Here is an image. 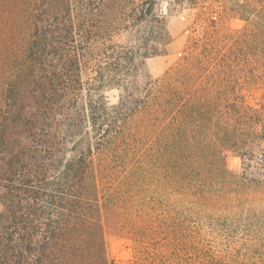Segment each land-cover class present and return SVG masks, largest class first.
I'll use <instances>...</instances> for the list:
<instances>
[{
  "label": "trees",
  "instance_id": "obj_1",
  "mask_svg": "<svg viewBox=\"0 0 264 264\" xmlns=\"http://www.w3.org/2000/svg\"><path fill=\"white\" fill-rule=\"evenodd\" d=\"M214 2L172 0L170 12L200 6L184 55L108 106L83 71L98 73L99 59L115 54L132 59L127 48L108 44L99 52V44L141 23L143 56L166 54L169 19L154 12V0H130L128 8L115 0H0V264H109L105 212L115 213L116 230L124 227L120 212L100 202L96 152L111 149L103 169H122L120 202L129 196L153 205L143 189H182L191 199L231 177L226 155L248 148L258 111L222 70L220 81L213 79L212 14L219 21L226 14ZM114 7L115 26L111 20L102 29L100 10ZM258 59L264 63V0Z\"/></svg>",
  "mask_w": 264,
  "mask_h": 264
},
{
  "label": "rangeland",
  "instance_id": "obj_2",
  "mask_svg": "<svg viewBox=\"0 0 264 264\" xmlns=\"http://www.w3.org/2000/svg\"><path fill=\"white\" fill-rule=\"evenodd\" d=\"M171 1L154 0V12L169 19L167 28L171 42L166 54L143 56L147 36L144 23L114 33L110 41L101 40L99 52L108 44L115 46V51L120 47L132 51L130 60L124 56L118 58V54L113 55V59L99 57L98 73L83 71V81L93 79L96 92L108 106L116 105L126 94L127 87L135 93L134 86L141 87L147 80L162 77L184 55L188 36L193 34V18L200 6L183 5L170 12ZM115 2L118 7L122 3L128 8L130 0ZM213 5L226 8L222 21L216 13L212 14L215 21L213 79L220 81L222 70L226 84L257 109V134L248 135V148L242 155L227 153L225 163L231 177L220 189H203V194L191 199L182 197V189H143V193L156 198L153 205L149 198L141 202H132L129 196L121 202L117 200L122 169L115 166L109 171L103 169L111 149L96 152L93 158L100 202L120 212L121 217L117 218L124 227L116 230L113 227L115 213L105 212L109 264H206L212 261L264 264V63L258 59V0H217ZM117 9L100 10L98 18L102 29H109L111 20H115L112 25L115 26ZM250 29L256 33L247 35L245 31ZM222 55L224 59L220 61ZM115 62L117 65L113 64ZM144 202L148 203L143 205ZM133 225H141L143 229L136 230Z\"/></svg>",
  "mask_w": 264,
  "mask_h": 264
}]
</instances>
